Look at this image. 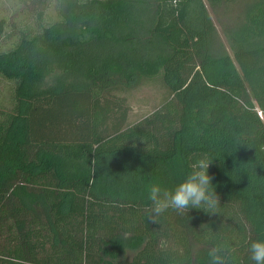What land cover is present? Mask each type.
<instances>
[{
  "label": "trees",
  "instance_id": "16d2710c",
  "mask_svg": "<svg viewBox=\"0 0 264 264\" xmlns=\"http://www.w3.org/2000/svg\"><path fill=\"white\" fill-rule=\"evenodd\" d=\"M18 1L0 0V264H210L214 246L254 264L264 0L222 54L205 0ZM156 79L167 97L130 123L121 93ZM201 159L215 208L154 217L149 184L174 188Z\"/></svg>",
  "mask_w": 264,
  "mask_h": 264
},
{
  "label": "clouds",
  "instance_id": "9594fccd",
  "mask_svg": "<svg viewBox=\"0 0 264 264\" xmlns=\"http://www.w3.org/2000/svg\"><path fill=\"white\" fill-rule=\"evenodd\" d=\"M209 162L201 159L191 165V171L174 188H166L159 183H150L147 199L151 202V212L159 217L169 209L184 212L190 208L212 210L217 197L211 190L212 177L208 174ZM222 248L214 246L209 250L210 264H224L220 255ZM254 264H264V239L252 241L249 247Z\"/></svg>",
  "mask_w": 264,
  "mask_h": 264
},
{
  "label": "rangeland",
  "instance_id": "374dc122",
  "mask_svg": "<svg viewBox=\"0 0 264 264\" xmlns=\"http://www.w3.org/2000/svg\"><path fill=\"white\" fill-rule=\"evenodd\" d=\"M248 1L249 0H227L214 7L208 0H205L207 10L215 28L212 34V43L213 50L216 54H222L227 51V49H230L229 39L225 33L226 28L237 26L242 22L244 9ZM13 2L14 0H4L2 7L4 9H9L11 7L15 9L19 1ZM121 94L127 97V102L130 106L129 122L134 123L159 107L167 97L168 90L161 80L156 79L145 80L140 85L125 90Z\"/></svg>",
  "mask_w": 264,
  "mask_h": 264
}]
</instances>
